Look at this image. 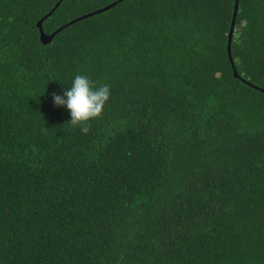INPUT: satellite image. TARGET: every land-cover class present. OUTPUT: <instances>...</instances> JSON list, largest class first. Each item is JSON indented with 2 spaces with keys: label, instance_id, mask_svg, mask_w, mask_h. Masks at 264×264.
<instances>
[{
  "label": "trees",
  "instance_id": "1",
  "mask_svg": "<svg viewBox=\"0 0 264 264\" xmlns=\"http://www.w3.org/2000/svg\"><path fill=\"white\" fill-rule=\"evenodd\" d=\"M114 1L0 0V264H264V0Z\"/></svg>",
  "mask_w": 264,
  "mask_h": 264
},
{
  "label": "water",
  "instance_id": "2",
  "mask_svg": "<svg viewBox=\"0 0 264 264\" xmlns=\"http://www.w3.org/2000/svg\"><path fill=\"white\" fill-rule=\"evenodd\" d=\"M123 0H117V1H114L112 2L111 4H109L108 6L102 8V9H99L97 10L96 12H93L91 13L90 15H94L96 13H100V12H103V11H106L110 8H112L113 6H115L117 3L121 2ZM237 10H238V0H236V3H235V9H234V16H233V19H232V23H231V29H230V32H229V42H228V49L230 51V46H231V39H232V35H233V32H234V27H235V24H236V14H237ZM86 16H84L85 18ZM80 19V18H78ZM78 19H75L73 20L71 23H73L74 21H77ZM82 19V18H81ZM42 21L43 20H40L39 23H38V26L41 28V24H42ZM60 30V29H59ZM57 30L56 32L52 33L51 35H46L42 30L41 32V40L44 42V43H47L49 42L52 37L59 31Z\"/></svg>",
  "mask_w": 264,
  "mask_h": 264
}]
</instances>
